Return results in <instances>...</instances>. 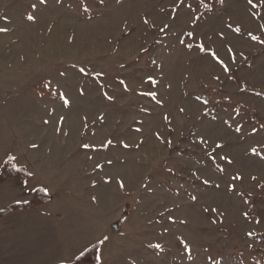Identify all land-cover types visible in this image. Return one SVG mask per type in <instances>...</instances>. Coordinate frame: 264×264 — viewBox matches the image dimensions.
Wrapping results in <instances>:
<instances>
[{
	"label": "rangeland",
	"instance_id": "374dc122",
	"mask_svg": "<svg viewBox=\"0 0 264 264\" xmlns=\"http://www.w3.org/2000/svg\"><path fill=\"white\" fill-rule=\"evenodd\" d=\"M12 3L0 24L16 22L14 51L26 28L27 90L47 84L59 103L65 95L63 148L90 151L72 161L95 163L93 191L100 192L105 178L112 191V237L102 263L264 264V42L249 35L264 41V6L252 9L248 0ZM11 48L0 45V53ZM17 86L24 90L26 83Z\"/></svg>",
	"mask_w": 264,
	"mask_h": 264
},
{
	"label": "crops",
	"instance_id": "0c3cea01",
	"mask_svg": "<svg viewBox=\"0 0 264 264\" xmlns=\"http://www.w3.org/2000/svg\"><path fill=\"white\" fill-rule=\"evenodd\" d=\"M12 4V0H0V15L3 9L9 13ZM8 20L4 26L0 24L7 29L0 45L10 47L12 43L11 50L0 53V169L13 154L16 164L32 175L26 184L9 178L0 185V209L30 202L37 188L45 189L52 198L0 219V264H69L105 236L107 241L111 239L112 191L109 188L107 193L105 178L96 193L95 163L72 161L90 151L64 150V112L59 110L63 101L56 102L34 87L35 83L27 90V69L32 66L31 53H27L28 33L26 28L22 31L21 44L14 51L12 36H16L17 26ZM22 78L24 82H18ZM18 83H26L25 89L18 88ZM107 241L102 244L99 264H103Z\"/></svg>",
	"mask_w": 264,
	"mask_h": 264
},
{
	"label": "trees",
	"instance_id": "16d2710c",
	"mask_svg": "<svg viewBox=\"0 0 264 264\" xmlns=\"http://www.w3.org/2000/svg\"><path fill=\"white\" fill-rule=\"evenodd\" d=\"M40 90L43 93L53 95V93H51L46 87H42ZM9 155L14 156L13 154H9ZM27 173H30L28 169L23 166L17 165L16 161H13L11 163L4 162L3 166L0 169V185L3 184L9 178H16L20 183L24 184V182L30 177L29 175H27ZM51 198L52 196L47 191H45V189L37 188L34 191L33 199L30 202L14 203L6 206L3 209H0V219L4 218L13 211L49 202ZM128 206L129 205H127L125 208V212H124L125 217L128 214V208H129ZM101 248H102V244L96 242L85 251V255L83 257H80L79 255L78 256L79 259L76 258L74 261H72L69 264H98L96 257H100Z\"/></svg>",
	"mask_w": 264,
	"mask_h": 264
},
{
	"label": "snow or ice",
	"instance_id": "6c2138e0",
	"mask_svg": "<svg viewBox=\"0 0 264 264\" xmlns=\"http://www.w3.org/2000/svg\"><path fill=\"white\" fill-rule=\"evenodd\" d=\"M46 2H47V0H40V3H41V4H44V3H46ZM181 2H183V0H181ZM248 4L251 6L252 9H257V8H259V7H261V6H264V0H259V2H254V0H248ZM32 7H36V5L33 4ZM253 15L255 16V15H257V13L253 12ZM28 19H29V20H35V16L30 15V16H28ZM197 19H198V18H197ZM145 23H147V20H145ZM167 27H168V25H165L163 28L160 29V31H161V32L165 31V29H166ZM229 27H231V26H229ZM5 31H7L6 28H0V32H5ZM234 31L238 33V32L240 31V29H239V28H235ZM187 35H188L189 37H191V36L193 35V33H192V32H188ZM249 35L251 36V39H252V40L259 41V42H264V41H261L259 37L251 35V33H249ZM183 42H184L183 40L180 41V43H183ZM197 46L199 47V50H200L201 52L206 53V54L209 55L214 61H216L218 64H220V65L223 67V69H224L225 72L229 71V69L227 68V66L224 65L223 61H222V60L220 59V57L216 54L215 51H213V50H211V49H205L203 43H200V44L197 45ZM188 47L191 48L192 45L189 44ZM229 51H231V49H229ZM79 71H80V73H83V74L87 75V73H86V71H85L84 68H80ZM217 79H218V77H217ZM149 81H150L152 84H155V83H156V81L153 80L151 77H149ZM121 83H123V81H121ZM45 87H48V85L46 84ZM81 94H83V93H81ZM105 95H106V94H105ZM148 95H151V96L153 97V99H155L156 94H155L154 92L148 93ZM59 98L63 101V103H64L65 106L69 105L70 102H69V100L65 97V95H64L63 93H60V94H59ZM106 98L109 99V100L112 99V97L107 96V95H106ZM237 130L239 131V129H237ZM202 142H203V141H202ZM108 143L110 144L111 141H109ZM84 147L87 148L88 145L85 144ZM216 147L219 148V147H221V145L218 144V145H216ZM251 151H252L254 154L257 152V150H256L255 148H253ZM222 159H226V158H225V157H222ZM15 160H16V157H15V156H11V155H9L8 158H7V160L5 161V163H11V162H13V161H15ZM228 162L230 163L231 161H228ZM18 170H19V169H18ZM27 175L30 176V175H32V173H27ZM233 179H241V177L236 176V177H233ZM253 179H255V177H253ZM24 183L26 184L27 182L25 181ZM205 183H207V181H205ZM121 187H123V184H122V183H121ZM45 191H46V190H45ZM192 199H195V197H192ZM245 215H246V214H245ZM107 239H108V237L105 236L103 239H101V240L99 241V243H100V244H103V243H105V241H107ZM181 242L183 243V241H181ZM152 247H154V248H156V249H161V245H160V244L152 245ZM185 248L187 249V246H186V245H185ZM85 251H86V249H85L84 251H81V252H80V257H83V256L85 255ZM77 259H79V257H77ZM96 259H97V262H98V264H99L100 257H96Z\"/></svg>",
	"mask_w": 264,
	"mask_h": 264
}]
</instances>
